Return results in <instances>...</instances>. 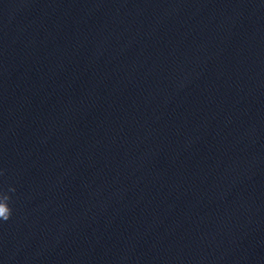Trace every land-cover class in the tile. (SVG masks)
I'll return each mask as SVG.
<instances>
[{"label":"water","instance_id":"obj_1","mask_svg":"<svg viewBox=\"0 0 264 264\" xmlns=\"http://www.w3.org/2000/svg\"><path fill=\"white\" fill-rule=\"evenodd\" d=\"M0 264H264V0H0Z\"/></svg>","mask_w":264,"mask_h":264},{"label":"clouds","instance_id":"obj_2","mask_svg":"<svg viewBox=\"0 0 264 264\" xmlns=\"http://www.w3.org/2000/svg\"><path fill=\"white\" fill-rule=\"evenodd\" d=\"M0 175H3V170L0 169ZM16 191L15 186H9L7 190L0 188V220L7 221L12 215V207L9 203L11 200L10 193Z\"/></svg>","mask_w":264,"mask_h":264}]
</instances>
